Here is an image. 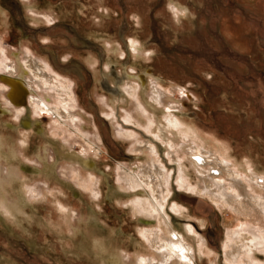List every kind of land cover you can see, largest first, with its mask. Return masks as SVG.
<instances>
[{
	"label": "rangeland",
	"instance_id": "1",
	"mask_svg": "<svg viewBox=\"0 0 264 264\" xmlns=\"http://www.w3.org/2000/svg\"><path fill=\"white\" fill-rule=\"evenodd\" d=\"M25 43L75 82L84 120L70 129L54 122L49 105L28 100L18 111L0 68V171L14 172L0 179V264H107L108 251L147 258L149 233L158 226L167 234V219L194 247L191 264H229L226 232L243 219L201 193L180 142L189 132L190 143L240 173L264 172V0H0V47L15 53ZM146 74L178 104L179 139L159 130L164 109L145 103ZM138 76L149 131L146 117L128 118L123 88ZM134 138L155 145L169 175L156 223L136 208L140 200L153 206L152 190L121 177L122 167L135 172L149 158L136 153ZM171 149L186 165L189 188L179 183ZM254 256L264 263L263 252Z\"/></svg>",
	"mask_w": 264,
	"mask_h": 264
},
{
	"label": "bare ground",
	"instance_id": "2",
	"mask_svg": "<svg viewBox=\"0 0 264 264\" xmlns=\"http://www.w3.org/2000/svg\"><path fill=\"white\" fill-rule=\"evenodd\" d=\"M131 46L133 55H140L141 51L137 44L133 43ZM18 51L12 53L5 46L0 47V52L3 55L0 61V68L3 70V76L8 84L10 104L18 107L20 112L23 111L22 106L26 104L27 100L34 103L37 108H44L49 105V111L55 120L54 122H61L70 129L80 130L84 119L75 106L78 102L74 91L75 82L54 72L49 63L38 57L27 43ZM110 51L109 48L107 52L110 53ZM138 79L140 82L137 80L128 81L123 88L131 111L128 114L129 120L134 123L131 114L133 113L135 116L146 117L145 128L147 131L154 127L152 114L146 111V116H143L142 111H145V109L138 97L140 84L147 82L146 94L149 100L143 98L145 103L152 109L155 106L164 109L166 125L162 124L159 130H162L163 134L168 137L171 136L169 134L171 132L181 131L183 128L180 121L182 120L176 118L173 112V109L179 106L172 100L170 93L161 89L160 82L156 77L147 75L146 82L141 76H138ZM175 89L178 88L176 86L170 88L172 91ZM189 124L187 123V127L193 129L194 125L192 123ZM159 130L157 129V132ZM83 136L87 139L89 138L88 134ZM158 136L156 134L157 139L159 138ZM181 136L186 140L180 142V148L184 151L189 165L194 168L198 175V180L200 181L198 187L201 193L214 200L213 202L217 203L220 209H228L229 212L243 219L244 223L232 224L227 229L228 242H226L224 252L226 262L229 264H264L256 260L254 256L258 252L264 253V172L250 169L245 173H240L235 168L234 162L231 163L224 157L220 158L214 153L208 152L206 149H199L194 143H190L192 134L189 132H182ZM171 137L177 138L175 133ZM134 142L133 146L136 149V153L148 155L149 158L145 164H140L135 172L122 167L121 177L123 183L131 185L133 188L139 185L146 192H148L147 188L152 190L155 196L151 197L150 195L153 206L151 205L152 207H150L146 200H140L138 204L136 203V208L138 211L149 215L150 218L147 223L151 221L156 223L158 219L156 213L161 214L164 211V197L169 192V175L157 158L155 145H151L148 140L141 141L137 138ZM176 154L172 149L169 150L170 158L176 161L178 165L180 185L189 188L190 184L185 179L186 165ZM12 155L13 157L17 156L15 149L12 150ZM13 173L10 171L2 174L0 171V177L2 176L0 179H8L9 175L11 179L13 178ZM25 201L26 199L23 197L19 198L20 203H25ZM163 215L162 218L165 216ZM167 220V225H165L167 226L165 229L168 228L167 234L166 230L163 231L158 226L153 227L154 229L149 233V242L153 254H150L147 258L138 256L130 259L123 253H111L112 251L109 253L108 251L107 264H191L195 257L194 247L188 244L181 234L175 232L173 227L169 225L170 221L168 220L167 222ZM189 230L192 231L191 228ZM96 243L103 251L108 250L103 242L96 240ZM200 252L209 253L210 251L201 247Z\"/></svg>",
	"mask_w": 264,
	"mask_h": 264
}]
</instances>
